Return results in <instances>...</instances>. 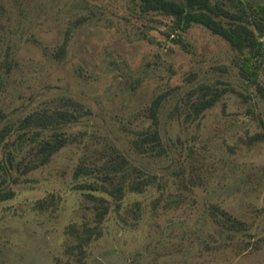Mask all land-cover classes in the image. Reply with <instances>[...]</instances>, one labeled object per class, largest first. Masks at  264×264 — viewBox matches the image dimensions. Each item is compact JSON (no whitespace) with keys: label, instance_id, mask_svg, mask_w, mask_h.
<instances>
[{"label":"rangeland","instance_id":"1","mask_svg":"<svg viewBox=\"0 0 264 264\" xmlns=\"http://www.w3.org/2000/svg\"><path fill=\"white\" fill-rule=\"evenodd\" d=\"M240 54L137 0H0V264H264V58L260 93ZM56 109L71 114L23 120ZM149 130L157 144L136 143ZM116 154L152 180L119 197L90 187ZM80 162L92 172L74 174Z\"/></svg>","mask_w":264,"mask_h":264},{"label":"trees","instance_id":"2","mask_svg":"<svg viewBox=\"0 0 264 264\" xmlns=\"http://www.w3.org/2000/svg\"><path fill=\"white\" fill-rule=\"evenodd\" d=\"M137 3L139 9L142 11L153 10L170 15L172 17V25L176 28L184 29L190 22L195 21L203 24L211 31L221 34L231 45L241 50L237 63V72L239 75L244 80L252 83L260 93H263V88L257 81V71L264 58V2L258 0L253 2L247 0H230V4L236 6L238 11L228 10L217 2H211L210 0H137ZM222 15L228 16V24H224L220 20ZM175 40L180 41L179 36H176ZM180 43L184 48L187 47L184 42ZM215 95L216 92H211L206 95L202 93L200 97H196L189 102V111L192 114H197L213 101ZM158 101L159 98L155 96L149 103L148 115L152 121L156 120L155 108ZM70 114L69 111L64 109H56L50 113L28 114L24 116L23 120L44 125L46 123H57ZM7 130V124L0 126V140ZM261 133V131H255L254 135L259 136ZM64 139L63 136L58 134H54L52 138L41 139L37 146L38 151L41 153L40 161H43L47 154L61 145ZM144 141L154 142L155 144H151L152 147L156 145L158 142L156 131H147L146 134H142L140 141L136 143H143ZM158 147L161 148V146H156V151L159 152L160 148ZM92 169L93 167L85 166V164L80 162L75 165L73 173L76 175L80 173H91ZM102 171L103 176L99 179V184H90V187L106 190L116 197H119L122 193L123 184L130 190H141L152 180L151 174L137 170L131 164L127 165L124 156L118 154L107 158L103 162ZM128 172L134 173L135 176L127 179ZM102 181L109 183L108 188ZM79 185H83V183ZM6 193H0V197L7 196L8 194ZM102 211V209L96 210L97 217L101 216ZM224 213V218L231 224L238 221L233 215Z\"/></svg>","mask_w":264,"mask_h":264}]
</instances>
